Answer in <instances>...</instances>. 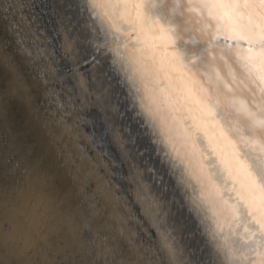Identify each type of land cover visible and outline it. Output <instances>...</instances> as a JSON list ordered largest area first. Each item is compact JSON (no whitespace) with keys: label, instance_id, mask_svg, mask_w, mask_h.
I'll return each mask as SVG.
<instances>
[{"label":"bare ground","instance_id":"bare-ground-1","mask_svg":"<svg viewBox=\"0 0 264 264\" xmlns=\"http://www.w3.org/2000/svg\"><path fill=\"white\" fill-rule=\"evenodd\" d=\"M71 1L74 6L78 4ZM79 3L103 47L101 61L89 63L92 51L83 44L79 30L83 22L80 25L76 22L68 9L69 0H43V10L51 20L48 26L56 37L63 67L60 72L64 71L59 75L63 79L68 75L76 104L90 112L99 126V143L106 148L104 151L113 153L111 162L116 164L124 181L121 182L142 214L140 221L151 228L163 261L212 264L203 248L206 247L216 253L222 264H264V0H79ZM1 45L3 48L4 43ZM53 65L50 63L49 69L55 74ZM110 83L131 106L135 116L131 127L143 135L156 156L155 161L142 162L139 152L142 142L134 145L137 133L132 138L121 119L116 118ZM63 124L59 136L68 132ZM77 168L83 179H95V170L89 162L81 159ZM105 188L101 183L95 187L110 197L111 189ZM46 197L43 192L34 195L28 188L19 193L10 209L0 205L5 212L2 222L8 226L7 230L0 226V242L21 241L19 247L9 248V254L15 256L23 257L27 249L32 250L31 257L21 264H35L36 258L38 264H60L71 257L64 253L69 243H77L76 227L69 215L57 220ZM80 225L86 226V221ZM64 233L66 240L62 243L58 240L63 241Z\"/></svg>","mask_w":264,"mask_h":264},{"label":"rangeland","instance_id":"rangeland-1","mask_svg":"<svg viewBox=\"0 0 264 264\" xmlns=\"http://www.w3.org/2000/svg\"><path fill=\"white\" fill-rule=\"evenodd\" d=\"M4 1H3L4 4L0 3V8H1L0 30H2L0 32V48H1L0 74L1 75L3 74L2 76L0 75V183H1L0 205H3L5 208L10 209L11 207L14 206V204L12 203H15L14 200H16L19 193L22 190L30 188L32 189L34 195L38 196V194L42 192L46 194L47 197L45 199H48V202L50 203L51 207H53V211L55 216L57 217V220L58 219L60 220L62 215L68 214L69 218H71L73 225H75L76 227L74 232V237L76 238L77 243L74 244L73 241H71L73 243H69V248L66 251H64V253L67 254L68 252L69 257L70 256L71 257L69 260H67V258L65 260H61L60 264H143V263L166 264V262L163 261L164 260L163 255L161 254V251L157 246L156 240L153 237L154 234L152 233V231L149 230L151 228L147 226L145 221L142 222L143 221L142 214L138 210V207L135 204V202L132 200L131 194L126 188L125 183H122L124 181H122L121 179L120 176L121 173L118 171V169H116L117 168V166L115 167L116 164L115 163L112 164L113 162L111 161L113 158L111 157V154H109L107 150L104 151L103 148L104 149L106 148L104 146L102 147L103 144L101 145V143H99L97 127L95 126L96 124L95 119L93 121V118L90 117V112H86L76 104L77 101L73 97L72 91L69 89V85H68L69 81L67 80L68 75L66 74L64 79L62 75H59L62 74V72L64 71L60 72L63 67L60 66L61 60L58 57L59 52H57L56 50L57 49L56 37L54 38V35L51 33V28L48 26L49 19L48 17L46 18L47 16L45 15L46 11L40 9L42 8L43 1L41 0H29V1L4 0ZM31 3L33 6L31 5ZM5 4H8L6 5L7 7L5 6ZM34 4L35 5L38 4V5L35 6ZM4 8L5 9L8 8V11H5ZM2 11H4L3 13H5L6 17L2 15L3 14ZM9 12L11 16L9 15ZM12 20H14L15 22L13 23ZM39 23L41 25L43 23V26H41ZM7 24L10 25L6 27ZM12 24L16 26L14 27ZM47 26L48 29L46 28ZM13 29L14 31H12ZM47 31H49V33ZM14 33H16V35L17 34L19 35V36L17 35L18 38L21 36L22 37L18 39ZM18 40L19 42H17ZM22 40L26 43V46L24 42L22 44L21 42ZM8 41L11 42L9 43ZM3 43H4L3 45L4 47L2 48L1 44ZM35 45L37 48L35 47ZM26 47L28 48L30 47V48L26 49ZM36 50H38L39 52ZM12 54H14V56ZM26 55H28L29 57ZM30 56L32 59H30ZM34 59L36 60L33 61ZM50 63L54 64L53 70H55V74L53 71H50L49 69ZM5 68L8 70H6ZM3 71L5 74L3 73ZM38 71H40V73ZM35 72H38L36 73L35 78L36 79L38 78L39 81L34 79ZM30 73L33 75H30ZM24 75L26 77H24ZM59 78L61 79L59 80ZM62 83L63 84L65 83L64 84L65 86H63ZM44 84H45V88H44ZM54 84H56V86ZM66 84L68 85V88ZM14 89L15 91H13ZM62 90L63 93L67 91L66 95L65 93L63 95ZM47 95L50 98H48ZM73 102H75V104H73ZM69 105H71L73 108L71 106L69 107ZM75 105L76 107H74ZM44 107H48V109ZM18 110L20 112H18ZM76 110H78V113ZM75 112L79 115H76ZM75 116L78 117L76 118ZM86 116H87V121L85 120ZM62 117L64 121L62 120ZM73 117H75L74 118L75 120L73 119ZM58 119L61 121H58ZM89 119H92L91 122ZM62 124L68 127V132L64 133L63 135L61 134L59 136L58 131L59 132L61 131ZM92 124H94V127H92L93 126ZM82 125H84V127ZM80 127L83 130L82 129L79 130ZM94 128H96V130ZM38 130H40V133L37 132ZM83 134L85 135L82 137ZM88 136L90 137V140ZM95 143L97 144V146ZM86 146H88V148ZM95 148L97 150L102 149V151H97ZM87 154H90V156L88 155V158H87ZM101 158L103 159V161ZM81 159H83L85 163L89 162V165H91L94 168L95 179L91 177L92 179L91 181L87 179L85 180V178L83 179V177L80 175L79 173L80 170H78L77 164L79 161H81ZM94 162H96V165H94L95 164ZM110 168L112 169V171ZM100 170L102 171V175ZM116 174L117 176L119 175L118 179L114 178V177L117 178ZM66 176L68 177L72 176L71 177L72 179L69 177L68 179L65 180ZM105 177L106 179L104 180ZM69 180L70 182H68ZM113 180H117L116 182L122 185L121 189H120V185L119 184L117 185L116 182ZM65 181L66 183L68 182V184H65L64 183ZM100 183L103 184L104 187H106L105 189L108 190L111 189L109 191L107 190L109 192L110 197H106L104 195L105 194L104 192H100L95 189V187L98 188ZM123 184L125 187L123 186ZM107 186L109 188H107ZM122 187H124L125 189L124 188L122 189ZM124 190H126V192ZM114 191L119 195V197L117 198L115 197L118 195H116ZM120 191H122V193ZM72 193L74 196H72ZM126 195L130 197V199ZM69 196L70 198H72V200L69 198L70 201L68 199ZM114 202L117 203L115 204ZM82 203L84 204L82 205ZM80 207L83 208L85 211H83ZM28 209H24V211H27ZM24 211H18V212H24ZM4 213L0 208V226L1 228L3 229L5 228V230H7L8 228L7 224L2 222ZM136 214H139L140 219ZM140 215L142 218L140 217ZM85 217L86 219H84ZM82 221H86V226L81 227L80 224ZM88 221H90L91 223L90 222L88 223ZM93 223L95 224L93 225ZM129 227L132 230L129 229ZM146 227H148L147 230H145ZM94 229L96 231H94ZM136 230H138V232ZM146 231L147 233L150 232L151 233L147 235ZM98 232L100 233L98 234ZM132 233L134 234V236H132ZM65 236L66 234L64 233V235H62V238L64 237L63 241L61 239L60 240L57 239V240L62 243L63 242L65 243L66 240ZM147 239L150 242L148 244H145L148 242ZM138 240L140 243L138 242ZM137 243L138 245H136ZM150 243L153 244H151L148 247ZM20 244L21 241L19 240L17 241L14 240L12 242H7V243L0 242V264H21L26 257L29 256L31 257L32 250L30 248L27 249L23 257L15 256L14 254H9V248L19 247ZM139 246H141V248ZM152 250L155 253L158 252L156 253L157 255L153 253ZM140 255L142 256L143 260H141ZM147 255L150 259H148ZM63 256L65 255L63 254ZM112 257H114V259ZM152 257L155 258L153 259ZM35 260H36L35 264H38L39 263L38 258H36Z\"/></svg>","mask_w":264,"mask_h":264},{"label":"water","instance_id":"water-1","mask_svg":"<svg viewBox=\"0 0 264 264\" xmlns=\"http://www.w3.org/2000/svg\"><path fill=\"white\" fill-rule=\"evenodd\" d=\"M41 1H43V0H41ZM73 1H74V3H75V1L78 2V4H76L74 6L71 4L72 1L69 0V4H68L69 8L68 9L73 13L74 17L76 18V22L79 25L83 22V24H81L79 30L82 33L83 44L86 45L87 47H89L92 51L91 58L89 59V61H90L89 63L93 64V63L97 62L99 64V61H101L100 60V58H101L100 54H101L103 47L100 45V42L97 40L96 31L94 30L92 25L87 21L88 19L86 18V15L84 14L83 8L81 9V4L79 3V0H73ZM43 7L44 6H42V9H43ZM45 15H47V14H45ZM46 18H47V16H46ZM50 22H51V20L49 19V26H50ZM107 80L109 82H111V79L107 78ZM110 84H111V92H113L110 96L111 97L110 100L113 104L115 103V107H116V111H117L115 114L116 118L121 119V121L123 123L122 124L123 127L126 128L128 134L129 133L132 134V138H133L137 133V128L133 127L134 128L133 129L131 127L132 119L135 118V116L132 115V110H131L132 108H131V106H128L127 100L125 98H122L123 96H122L121 91L112 83H110ZM129 112H131V114H129ZM96 126H97V124H96ZM98 127L99 126H97V130L99 129ZM138 128L141 131V129H142L141 124H138ZM139 137H140V139H139ZM134 139L138 140V141H135V144H134L135 146L137 145V142H142L140 144V149H139V152L141 153L140 155L143 156L142 162L144 160L149 162L151 159H153L155 161L156 156L153 154V151L150 149V147L146 144V141L143 139V135L141 136V134L137 133V135L134 137ZM110 154L113 155L112 152H110ZM156 162H153L154 165ZM203 248L207 252V255H208L210 261L212 262V264H222L220 260L218 261L216 253L212 252L211 250H206V247H203ZM207 264H209L208 261H207Z\"/></svg>","mask_w":264,"mask_h":264}]
</instances>
